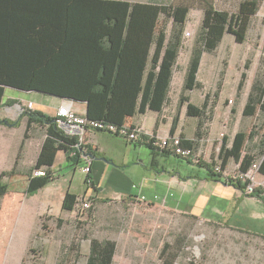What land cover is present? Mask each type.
Listing matches in <instances>:
<instances>
[{
  "label": "trees",
  "instance_id": "1",
  "mask_svg": "<svg viewBox=\"0 0 264 264\" xmlns=\"http://www.w3.org/2000/svg\"><path fill=\"white\" fill-rule=\"evenodd\" d=\"M63 1L62 45L57 47L56 41L53 47L48 44L39 46L31 39L25 38L22 28L30 13L29 5L34 4L33 0H17L14 7H10L8 0H0V108L3 106L5 86L84 101V116L87 120L114 124L117 128L128 125L130 130L139 135L138 139L131 143L145 145L153 156L171 154L179 160L198 163V166L206 169V179L224 180L245 193L250 183L248 174L252 169L264 176V130L259 136L254 128L247 131L239 129L234 132L232 138L223 135L217 154L219 164L215 165L213 160L201 161L200 154L196 159L178 156L172 147L162 148L155 143L158 137L156 133L148 134L126 122L127 117L135 113L147 110L161 112L167 104L173 67L179 51L183 49V33L190 3L195 0H175L168 5H138L116 0ZM86 1L92 2L91 6L96 7L88 16L85 13ZM99 3H119L121 6L115 10L112 26H107L103 20L107 12ZM259 3L260 0H240L236 10L229 11L215 7L212 0H202L203 16L193 34L192 49L177 103L179 108L185 105L186 116L196 119L193 137L187 138L183 133L179 134L180 146L192 148L194 153H199L195 145L201 140L205 116L213 111V103L208 100L210 95L207 94L200 105L190 99V91L200 87L198 68L202 55L205 52L213 53L226 33L232 35L236 42H243ZM138 6L146 7L143 13L145 16L141 21L135 18L136 13H142L139 10L136 12ZM11 9L16 10V28L12 40L8 30V24L12 23ZM142 28L147 31V36L143 39L144 46L138 52L135 47L141 40L134 34ZM151 43L155 44V48L149 60L148 48ZM248 66L249 61L243 68L247 69ZM245 78L246 74L242 71L238 91L241 90ZM261 82L258 79L252 82L242 109L243 117H252L258 110H264V86ZM215 96L217 97V93ZM22 115L27 116L23 140L29 137L33 124L44 127L45 132L39 155L25 173L28 179L27 193L37 192L53 180L51 166L58 151L66 153L67 163L71 166L81 164L82 150L94 155L99 154L80 140L79 135L68 134L59 127L58 116L47 115L36 109H25ZM177 120L178 112L172 119L169 136L173 135ZM95 130L100 131L99 128ZM109 133L116 136L114 132ZM229 162L237 165L236 176L225 175ZM34 170H44V173L35 176L32 174ZM2 174L5 175L6 172L2 171ZM6 192L7 184L0 181V198ZM247 194L264 204L263 188L255 187ZM79 202L80 198L76 193L66 192L61 209L72 211ZM168 247L166 243L159 255L160 264H175L176 254L169 252ZM115 252L116 242L111 238L99 240L92 237L85 264H113Z\"/></svg>",
  "mask_w": 264,
  "mask_h": 264
},
{
  "label": "rangeland",
  "instance_id": "2",
  "mask_svg": "<svg viewBox=\"0 0 264 264\" xmlns=\"http://www.w3.org/2000/svg\"><path fill=\"white\" fill-rule=\"evenodd\" d=\"M263 35L255 24L245 43L237 45L226 37L215 53H206L203 59L198 75L200 87L190 91V99L196 105L207 94L213 103V111L205 116L201 140L195 145L201 161L213 160L215 165L219 164L217 154L223 135L232 137L239 129L254 128L259 136L264 130V110H258L252 117L241 114L250 84L256 79L262 80L257 71L264 68ZM183 58L184 53H180V64ZM247 60L250 61L247 77L244 87L238 91ZM179 80L177 67L170 94L172 98L180 95L176 85ZM174 109L169 104L165 112L172 114ZM192 128L191 124L188 128L191 135ZM29 134L36 135L33 140L38 139L39 133L35 129L32 128ZM167 136L158 135L159 138ZM149 151L141 145L140 156L148 158ZM174 161L183 177L190 175L186 177L189 180L186 188L177 184L172 186L182 204L187 194L199 186L198 180L207 171L198 163L177 158ZM153 163L151 158V165ZM157 167L152 166L151 172L159 170ZM5 172V175L0 173V181L8 186V197L0 207V264H85L92 237L99 240L111 238L116 242L113 264H160L159 255L166 243L168 251L176 254L175 264H264V204L247 194L252 190L240 191L236 201L234 196L231 199L222 194H208L210 186L206 185L194 205L195 209L198 207V213H194L192 205L184 209L180 205L176 212L161 203L99 198L95 191L82 195L84 180L93 190L96 187L93 181L88 183L90 175H86L77 164L62 167L59 173L65 175L67 183L72 185L71 190L78 192L80 199L90 200L89 207L82 209L76 204L72 211L60 208L59 211L38 213L32 200L36 192H26L27 176L23 172L16 175L17 181L13 184L7 182L11 173ZM225 173L236 176L237 165L229 162ZM141 174L139 171L135 173L137 177H133L135 184L129 191L133 195L141 190L145 193L152 190L151 183ZM248 178L252 189H264V176L255 169L249 172Z\"/></svg>",
  "mask_w": 264,
  "mask_h": 264
},
{
  "label": "crops",
  "instance_id": "3",
  "mask_svg": "<svg viewBox=\"0 0 264 264\" xmlns=\"http://www.w3.org/2000/svg\"><path fill=\"white\" fill-rule=\"evenodd\" d=\"M16 1L17 0H8L10 7H14L16 5ZM33 1L34 4L29 5L28 9H30V13H28L27 21L25 22V25L23 24L22 28L25 38L31 39V41H34L39 46H46L48 44V46L51 45L54 47L57 41V47H59L60 45H62V29L64 24V1ZM116 1L130 2L138 5H168L174 2L175 0ZM193 1L194 0H192V2ZM212 1L215 7L221 9H229V11H235L238 3L240 2V0ZM86 2L87 3L85 5V13L88 16V14L94 11L96 7L91 6L92 2ZM99 5L102 6L107 12L105 18L103 19L104 21H106V25L112 26L114 21L113 17L115 15V10L116 8L120 9L121 6L119 5V3H99ZM145 8L146 7L143 6L136 7V12L140 11L142 13H138V15L137 13L136 15L134 14L135 18L141 21L143 19V16H145V14H143L145 13ZM15 12L16 10H10V18L12 20V23L8 24V30L10 31L11 40L14 38V30L16 28L14 20ZM127 16L128 14L125 15V22ZM202 16V0L200 3H198L197 0H195L194 3H190V11L186 21L185 32L183 33V36L187 38H185V40L183 41V49L179 51V54L184 53L183 62L182 64L179 63L178 55L176 64H174L173 67V79L170 83L168 101L163 110L161 112L147 110L143 113H135L134 115L127 117V123L139 127L149 134L156 133L157 136H167L170 134L172 119L178 112V120L176 126L174 127L173 134L179 135L180 133H183L187 138L193 137L196 128V119L194 117L186 116L184 114L185 105H181L180 108L177 107L179 94H177L175 98L170 97V94L177 67H179V74L181 78V80L176 83V85H178L177 92L179 93V91H181L186 66L188 65L190 57V49H192L193 34L196 32ZM255 24L257 28L260 29V31L264 32V0H260L258 10L250 21V26L245 40L240 43L236 42L232 35L226 33L223 35L219 46L216 50L213 51V53H215V51L219 49L226 37H228L233 43L237 45L245 43L251 28H253ZM146 32L142 28L140 31L137 30V32H135L134 34V36L139 37L141 40V42L137 44V47H135L136 51L138 52L141 50V47L144 46L143 39L147 36ZM186 32H189L188 35H185ZM262 38L263 39L261 40V43L264 47V35L262 36ZM154 48L155 44L151 43L148 48L149 60L151 58ZM205 55L206 52L202 55L201 63L198 68V75L200 73L201 65L203 64V59ZM248 61L249 60H247L246 62ZM249 66L247 69L243 68L246 77L247 72L249 70ZM257 72L259 73V76L262 79L261 85L264 86V68L259 69V71ZM257 72L254 74V76L257 75ZM251 86L252 83L249 86L247 94H249ZM243 87L244 82L242 88ZM246 98L244 100L243 106L245 104ZM21 100L32 102L33 109H36L37 111H40L44 114L53 116H56L57 108H59V106L64 102L71 103L74 107V110L78 113L85 114L86 109V104L84 101H73L67 98L53 96V94L40 93L37 90L22 91V89L5 86L2 97L3 106L0 108V119L5 120L0 121V173L2 171L5 172L14 169L11 172V178L7 179L8 183L12 182L13 184L17 181V178L15 177L16 175H21L22 172L25 174L34 164L37 155H39L42 141L45 138L44 127L33 124L32 128L35 129V132L39 133V136L37 137L38 139L33 140L36 135L31 134L27 139L23 140L25 126L27 123V116L22 115V112L25 109L20 104ZM201 102H199L197 105H200ZM169 104H172L175 108V111L172 114L165 112L168 109ZM191 118L193 120L190 122ZM18 120H20V122L16 126L12 125V123H15ZM191 124L193 126L192 135L188 131V128L191 126ZM79 137L81 138V140L84 141V143L90 145L93 149L99 152V154L97 155L93 154L94 158L83 157V154H81L80 156L82 159V161L80 162L81 164H90L91 172H89V177L94 182V185L96 187L93 190L91 184L87 185L84 180V188H81L82 195H86L91 191H95L99 198L105 196L112 197L114 200H124L127 198L134 200L137 196L144 195L146 200L153 201L156 203H162V200L164 199V204L166 205L164 207L169 208L171 210H176V212L178 211L177 208H179L180 205H183V209L189 205H192L194 213H198V207L197 209H195L194 205L197 204L198 199L202 195L200 194V191L206 185L208 187L210 186V188H208V194H222L231 199L236 198V201L241 195L240 190L232 187L231 185H226L224 181H209L203 176L198 180L199 186L194 188L191 193L187 194L185 202L181 204L180 201L182 202V200H180V197L172 191V186L174 184H177L178 186H184V188H186L187 182H189V180H186V177H189L190 175L183 177V174L179 171V169L176 168V166L174 165V159H178V157H175L171 154L169 156H162V154L153 156L149 151L150 156L148 158H142L140 156V150L141 145L143 144H133L131 143V141L118 138L110 133L100 132L99 130L85 129ZM65 156L66 153L64 151H58L57 155H55V161L51 166L53 180L48 182L44 187L38 189L36 194L32 198L33 202L36 203V211L38 213H41L45 210H49L50 212L52 210L59 211L66 192H73L76 193L78 196L80 195L78 192H74L71 190L72 185L70 183H67L65 175L63 173H59L62 167L69 166V163H67ZM102 158H105L107 160H104ZM151 158L154 162L152 165ZM81 164H79V166ZM132 165H135V167H133ZM152 166H158L157 168H159V170H154V173H152ZM24 167L26 168L25 170H23ZM139 171H142L141 176L146 177L149 183H151L152 190L150 193H145V190H141V192H139L138 194L133 195L129 191L135 184L133 177H137L135 173H139ZM3 179L6 181L4 177ZM13 187H11V189H13ZM155 196H158V198L155 199ZM7 197L8 186L7 192L4 194V196L0 198V207L1 202H4ZM13 199L16 200V197H13ZM255 199L258 200L257 198ZM261 204L263 205L262 202ZM201 209L202 207H200L199 210Z\"/></svg>",
  "mask_w": 264,
  "mask_h": 264
},
{
  "label": "built area",
  "instance_id": "4",
  "mask_svg": "<svg viewBox=\"0 0 264 264\" xmlns=\"http://www.w3.org/2000/svg\"><path fill=\"white\" fill-rule=\"evenodd\" d=\"M189 32H186L185 35H188ZM231 102V100H228ZM20 104L23 106L24 109H33V103L29 101H20ZM56 116H58L57 119V125L61 128H63L68 134H77L81 135L83 130L85 129H91L95 130L96 128H99L100 131L104 132H114L118 138L127 140V141H135L138 139L139 135L136 131L130 130L128 128V125H123L120 127H116L114 124L110 123H100V121H89L85 118L84 113H78L74 110V107L71 103L64 102L62 103L59 108H57ZM81 140V138H80ZM158 146L163 147H172L174 152L178 154V156H181L183 158H193L196 159L199 156V153H194L192 148L182 147L180 146L181 139L178 135H172L167 136L165 138H159L157 137V142H155ZM255 166V165H254ZM81 170L88 175L89 172H91V166L89 163L83 165H80ZM218 170V167H216ZM44 170H34L32 174L36 175H42ZM92 180L89 178L88 183H91ZM247 190H252L251 185L249 184L247 187ZM158 196H155V199H157ZM134 200L136 201H145V203H156L153 201L146 200L144 195L137 196ZM159 203V202H157ZM161 203V202H160ZM91 204L90 200H85L83 198L80 199V202L77 203V205H81L82 209H86ZM161 205L166 206L164 204V199L162 200Z\"/></svg>",
  "mask_w": 264,
  "mask_h": 264
},
{
  "label": "water",
  "instance_id": "5",
  "mask_svg": "<svg viewBox=\"0 0 264 264\" xmlns=\"http://www.w3.org/2000/svg\"><path fill=\"white\" fill-rule=\"evenodd\" d=\"M67 99H69V98H67ZM74 101V100H73ZM80 149V148H79ZM82 154H83V157H89V158H94V155L92 154V153H87V152H84L83 150H82ZM102 159H104V160H107V159H105V158H102Z\"/></svg>",
  "mask_w": 264,
  "mask_h": 264
}]
</instances>
